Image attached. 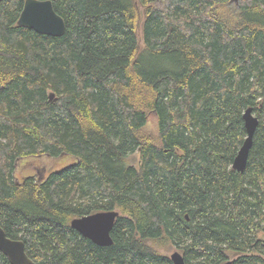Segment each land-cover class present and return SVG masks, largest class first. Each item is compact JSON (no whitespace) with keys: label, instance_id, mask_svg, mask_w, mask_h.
<instances>
[{"label":"trees","instance_id":"1","mask_svg":"<svg viewBox=\"0 0 264 264\" xmlns=\"http://www.w3.org/2000/svg\"><path fill=\"white\" fill-rule=\"evenodd\" d=\"M51 1L61 36L18 26L24 0L0 1L6 235L32 264H172L161 240L186 264H264V0ZM62 154L74 162L15 177L20 159ZM112 209L110 245L70 225Z\"/></svg>","mask_w":264,"mask_h":264},{"label":"water","instance_id":"2","mask_svg":"<svg viewBox=\"0 0 264 264\" xmlns=\"http://www.w3.org/2000/svg\"><path fill=\"white\" fill-rule=\"evenodd\" d=\"M17 25L26 26L39 34L51 36H61L66 30L65 21L54 10L51 0H24ZM53 96V93L49 94L50 99ZM242 118L246 136L232 163V168L238 172H243L245 169L253 135L258 124V118L254 115L252 107L244 110ZM118 215L119 212L115 209L97 211L73 217L70 220V225L93 243L102 246L110 245L113 242L111 230ZM0 251L7 257L10 264H32L33 262L25 250L23 240L8 237L1 226ZM169 257L172 264H186L183 255L177 250L173 251ZM222 264H233V260L228 259Z\"/></svg>","mask_w":264,"mask_h":264},{"label":"rangeland","instance_id":"3","mask_svg":"<svg viewBox=\"0 0 264 264\" xmlns=\"http://www.w3.org/2000/svg\"><path fill=\"white\" fill-rule=\"evenodd\" d=\"M232 3H237L238 0H231ZM142 46V42L140 41ZM145 62L149 63L150 60L145 58ZM147 130L153 131L156 134V125L154 117H151L148 124ZM130 164L137 166L139 164L138 152L131 155L128 160ZM74 162V158L69 155L62 154L58 157L50 156H37V157H27L17 161L15 177L17 180H21L24 176L33 175L36 180H41L50 171L59 170L60 168ZM158 250L166 255H170L173 251L177 250L175 247L171 246L167 241H158L154 245ZM179 251V250H177ZM180 252V251H179ZM235 255H231L230 259L234 258Z\"/></svg>","mask_w":264,"mask_h":264},{"label":"flooded vegetation","instance_id":"4","mask_svg":"<svg viewBox=\"0 0 264 264\" xmlns=\"http://www.w3.org/2000/svg\"><path fill=\"white\" fill-rule=\"evenodd\" d=\"M27 176H33V175H27Z\"/></svg>","mask_w":264,"mask_h":264}]
</instances>
